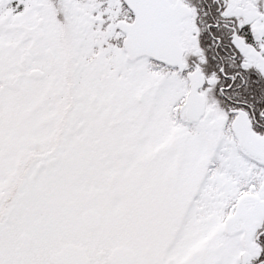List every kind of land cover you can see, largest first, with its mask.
I'll return each instance as SVG.
<instances>
[{
  "label": "snow or ice",
  "instance_id": "snow-or-ice-1",
  "mask_svg": "<svg viewBox=\"0 0 264 264\" xmlns=\"http://www.w3.org/2000/svg\"><path fill=\"white\" fill-rule=\"evenodd\" d=\"M0 264H264V0H0Z\"/></svg>",
  "mask_w": 264,
  "mask_h": 264
}]
</instances>
